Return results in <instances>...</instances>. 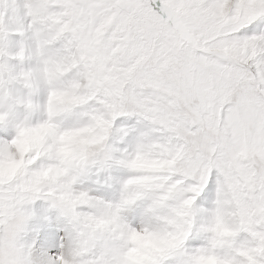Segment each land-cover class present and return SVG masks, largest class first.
<instances>
[{
	"label": "snow or ice",
	"instance_id": "snow-or-ice-1",
	"mask_svg": "<svg viewBox=\"0 0 264 264\" xmlns=\"http://www.w3.org/2000/svg\"><path fill=\"white\" fill-rule=\"evenodd\" d=\"M22 140L0 210H70L79 264H264V0H0V162Z\"/></svg>",
	"mask_w": 264,
	"mask_h": 264
},
{
	"label": "clouds",
	"instance_id": "clouds-1",
	"mask_svg": "<svg viewBox=\"0 0 264 264\" xmlns=\"http://www.w3.org/2000/svg\"><path fill=\"white\" fill-rule=\"evenodd\" d=\"M85 137L86 135L77 134L65 138L64 154L74 153L78 148L85 145ZM140 162L138 160L136 163ZM19 164L20 161L16 158L0 162V177L14 172ZM77 175V173H71L69 187L75 183ZM25 204L0 210V264H32L29 245L25 239L29 218V213L24 208ZM137 240L142 246H157L159 243L150 237H138ZM82 243H87V240L81 236L78 225L74 238L61 254V264H79V246ZM203 264H216V261L207 259Z\"/></svg>",
	"mask_w": 264,
	"mask_h": 264
},
{
	"label": "rangeland",
	"instance_id": "rangeland-1",
	"mask_svg": "<svg viewBox=\"0 0 264 264\" xmlns=\"http://www.w3.org/2000/svg\"><path fill=\"white\" fill-rule=\"evenodd\" d=\"M91 142L92 141L89 140V138L85 139V144H88ZM26 150H27V142L24 140L20 141L18 144V149H17L18 153H20V156H19L20 162H22L23 152ZM72 155L73 153L67 154L66 157L70 158ZM140 161L141 162L138 163L139 166H142V167L151 166L148 161H145V160H140ZM60 171H67V169H62ZM105 172L109 173V177H111L112 175L111 168H99V167L94 166L90 172L92 183L88 184L87 181H85L83 186L87 187L88 190L91 191L92 195L96 197H102L105 200L118 199L120 195L119 185L112 183L111 179L106 181L103 178V174ZM124 178H126V174ZM81 187L82 185L80 184L77 185V188H81ZM24 208L29 213V218H28V223H27V232L25 236L27 243L29 242L30 237L33 236L30 234L32 233L31 231H34L35 229H37L38 227L37 225L39 224L44 225L43 224L44 216L41 219V215H40V212H43L44 209L45 211L48 212V214H50V216L58 214L60 217H63L67 221L70 227L71 234L66 236L65 241L59 240V237H58V242L60 243V252H61L60 255H61L62 251L66 247H68V245L70 244L71 238L72 237L74 238L76 234V231L79 225L76 216L70 210L66 209L59 203H55L51 198H48L46 196H39L36 199L29 201L28 203L24 205ZM86 210H89V206H80L77 209V211H80V212H83ZM138 237L139 236H137L136 239ZM28 245H29V252H30V243H28ZM140 251L141 250L139 248H135L132 250V254L137 255L140 253ZM55 252L53 254H55ZM30 256H31V252H30ZM31 259H32V256H31ZM33 261L34 260L32 259V264H35V262Z\"/></svg>",
	"mask_w": 264,
	"mask_h": 264
},
{
	"label": "bare ground",
	"instance_id": "bare-ground-1",
	"mask_svg": "<svg viewBox=\"0 0 264 264\" xmlns=\"http://www.w3.org/2000/svg\"><path fill=\"white\" fill-rule=\"evenodd\" d=\"M87 138L88 137H85V139ZM40 215L41 219L44 216V225L39 224L37 225V229L31 231L32 233L30 234L33 236L30 237L28 242L30 243V252L34 260L33 262H35V264H59L58 258L61 252L58 237L59 240L65 241L66 236L71 234L69 224L58 214L50 216L45 209L43 212H40ZM72 239L73 237L70 241H72ZM54 252L55 254H53Z\"/></svg>",
	"mask_w": 264,
	"mask_h": 264
}]
</instances>
